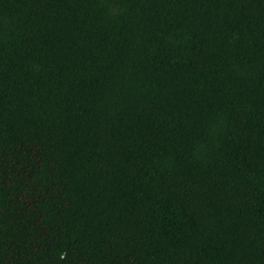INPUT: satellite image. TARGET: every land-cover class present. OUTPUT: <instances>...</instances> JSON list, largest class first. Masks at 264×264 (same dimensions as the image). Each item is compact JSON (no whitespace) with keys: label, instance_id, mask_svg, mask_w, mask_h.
<instances>
[{"label":"trees","instance_id":"trees-1","mask_svg":"<svg viewBox=\"0 0 264 264\" xmlns=\"http://www.w3.org/2000/svg\"><path fill=\"white\" fill-rule=\"evenodd\" d=\"M0 264H264V0H0Z\"/></svg>","mask_w":264,"mask_h":264}]
</instances>
